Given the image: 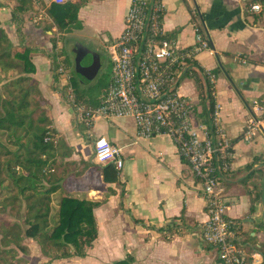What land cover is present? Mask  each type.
I'll return each mask as SVG.
<instances>
[{
	"label": "crops",
	"instance_id": "0c3cea01",
	"mask_svg": "<svg viewBox=\"0 0 264 264\" xmlns=\"http://www.w3.org/2000/svg\"><path fill=\"white\" fill-rule=\"evenodd\" d=\"M29 1L33 11L23 15L17 31L11 20L14 0H0V27L13 46L23 44L32 50V78L39 92L35 101L54 132L56 156L62 163L63 181L52 204L56 207L62 197L99 203L93 210L97 237L86 255L50 264H113L127 257L131 264H221L216 250L201 240L200 226L207 219L202 186L173 140L166 135L138 137L130 117H99L85 128L66 103L64 76L56 74L63 65L81 104L97 106L110 82L113 53L108 55L104 84L91 94L92 84L74 80L65 51L74 54V64L76 48L87 50L85 41L99 37L108 49L122 33L126 12L136 0H86L77 13L79 27L63 33L48 13L51 4L58 3ZM255 1L162 0L161 22L178 49L195 44V23L201 24L209 42L212 52L194 54L193 62L183 65L169 87L191 99L198 123L202 106L191 73L197 74L200 91L206 88L202 73L215 75L213 101L219 106L221 127L233 142L232 168L219 179L218 191L226 200V216L237 223L236 240L247 264H264V136L250 143L239 139L251 106L264 96V18L248 10ZM99 137L120 149L123 168L117 183H104L97 168L89 165L93 141ZM24 244L29 250L27 264L33 260L46 264L35 241L26 239Z\"/></svg>",
	"mask_w": 264,
	"mask_h": 264
},
{
	"label": "built area",
	"instance_id": "2783aa9c",
	"mask_svg": "<svg viewBox=\"0 0 264 264\" xmlns=\"http://www.w3.org/2000/svg\"><path fill=\"white\" fill-rule=\"evenodd\" d=\"M65 1L54 0L58 4ZM163 9L162 0L131 2L123 31L111 46L110 82L97 106L87 107L76 101L66 68L59 65L57 73L66 80V103L87 129L99 117H130L135 122L138 137H170L179 156L202 186L207 214L200 226L202 242L216 250L221 264H247V255L236 240L237 223L226 216V200L218 191L219 179L230 172L233 160V142L221 127L219 106L213 101L209 124L195 123L191 99L169 87L180 70L177 68H182L197 52L211 51V48L195 25V44L190 48L178 49L165 39L161 22ZM249 11L264 18V0L251 3ZM240 60L243 64L246 62ZM205 73L212 86L215 75ZM210 96L213 100V89ZM259 135L264 136V96L251 106L239 139L250 143ZM92 153L97 164H111L117 171L122 170L120 149L104 137L93 141Z\"/></svg>",
	"mask_w": 264,
	"mask_h": 264
},
{
	"label": "trees",
	"instance_id": "16d2710c",
	"mask_svg": "<svg viewBox=\"0 0 264 264\" xmlns=\"http://www.w3.org/2000/svg\"><path fill=\"white\" fill-rule=\"evenodd\" d=\"M85 1L51 4L48 13L60 33L79 27L77 13ZM14 2L11 20L20 31L23 15L33 8L29 0ZM195 26L204 35L201 24ZM164 38L169 40L165 34ZM31 51L23 44L13 46L0 27V214L10 220H0V264H27L26 239L39 245L47 258L45 263L50 264L71 256L84 257L97 237L93 210L98 202L62 197L56 207L52 204V195L63 181L59 171L62 163L56 156L54 132L35 101L39 92L32 78L35 68ZM191 62L193 59H187L184 65ZM202 74L206 82L204 91L198 88L197 74L192 72L191 77L195 79L202 106L199 123L209 124L213 112L212 86L206 73ZM75 96L82 103L76 91ZM89 165L97 168L104 183L118 182L119 171L113 165L97 164L94 157ZM131 262L127 257L113 264Z\"/></svg>",
	"mask_w": 264,
	"mask_h": 264
},
{
	"label": "rangeland",
	"instance_id": "374dc122",
	"mask_svg": "<svg viewBox=\"0 0 264 264\" xmlns=\"http://www.w3.org/2000/svg\"><path fill=\"white\" fill-rule=\"evenodd\" d=\"M81 42V41H80ZM75 44V43H73ZM106 45H108L107 43L103 42V39L97 37L95 39H92L91 42H83V46L88 50V51H97L98 54H100V68L99 71L97 72V75L95 78H90V75H82L79 76L75 73L74 70V64H73V57L74 54L70 53L69 51H67L66 49V56L68 55L70 58V72L72 73L74 80L76 82H80V83H84V84H92V85H88L89 90L91 92V94H95L99 87L102 86L105 82L106 79V75H107V60H108V55L112 54L111 51V46L108 47V49H106ZM104 50V51H103ZM111 51V53H110ZM80 54H82L80 52ZM0 220L2 221H10L9 219L6 218L5 215H1L0 214ZM33 264H35V261H32Z\"/></svg>",
	"mask_w": 264,
	"mask_h": 264
},
{
	"label": "water",
	"instance_id": "95a60500",
	"mask_svg": "<svg viewBox=\"0 0 264 264\" xmlns=\"http://www.w3.org/2000/svg\"><path fill=\"white\" fill-rule=\"evenodd\" d=\"M75 54V73L80 76L90 75V78H93L100 67V54L84 50L79 46L76 48Z\"/></svg>",
	"mask_w": 264,
	"mask_h": 264
},
{
	"label": "bare ground",
	"instance_id": "6f19581e",
	"mask_svg": "<svg viewBox=\"0 0 264 264\" xmlns=\"http://www.w3.org/2000/svg\"><path fill=\"white\" fill-rule=\"evenodd\" d=\"M253 15V14H252Z\"/></svg>",
	"mask_w": 264,
	"mask_h": 264
}]
</instances>
